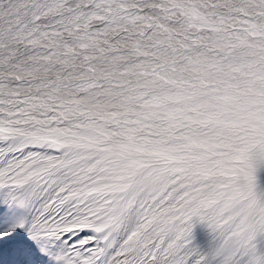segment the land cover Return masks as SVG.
Returning <instances> with one entry per match:
<instances>
[{
    "label": "snow or ice",
    "instance_id": "6c2138e0",
    "mask_svg": "<svg viewBox=\"0 0 264 264\" xmlns=\"http://www.w3.org/2000/svg\"><path fill=\"white\" fill-rule=\"evenodd\" d=\"M261 165L264 0H0L15 264H264Z\"/></svg>",
    "mask_w": 264,
    "mask_h": 264
},
{
    "label": "rangeland",
    "instance_id": "374dc122",
    "mask_svg": "<svg viewBox=\"0 0 264 264\" xmlns=\"http://www.w3.org/2000/svg\"><path fill=\"white\" fill-rule=\"evenodd\" d=\"M263 167L264 165L259 166L255 173V188L257 192L263 190L262 187H260V182L264 181ZM260 173H262L261 176H259ZM18 239L19 237H13L10 240H5L0 243V264H15V249ZM191 243L198 254L204 255L207 258L206 264H216L213 253L218 242L214 239V234L210 229L205 224L199 222L195 217L193 218ZM253 243L255 244L257 252L264 253V233H258ZM44 264H50V262H44Z\"/></svg>",
    "mask_w": 264,
    "mask_h": 264
},
{
    "label": "bare ground",
    "instance_id": "6f19581e",
    "mask_svg": "<svg viewBox=\"0 0 264 264\" xmlns=\"http://www.w3.org/2000/svg\"><path fill=\"white\" fill-rule=\"evenodd\" d=\"M261 169H262V168H261ZM262 170H263V175H264V167H263ZM261 175H262V173L259 174V176H261ZM260 187H262V189H263V190H261V192H264V181H261V182H260Z\"/></svg>",
    "mask_w": 264,
    "mask_h": 264
}]
</instances>
